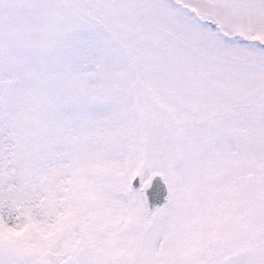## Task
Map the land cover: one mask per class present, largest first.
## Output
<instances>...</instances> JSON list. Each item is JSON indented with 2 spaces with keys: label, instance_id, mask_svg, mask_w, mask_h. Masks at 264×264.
<instances>
[{
  "label": "snow or ice",
  "instance_id": "6c2138e0",
  "mask_svg": "<svg viewBox=\"0 0 264 264\" xmlns=\"http://www.w3.org/2000/svg\"><path fill=\"white\" fill-rule=\"evenodd\" d=\"M0 264H264V0H0Z\"/></svg>",
  "mask_w": 264,
  "mask_h": 264
}]
</instances>
